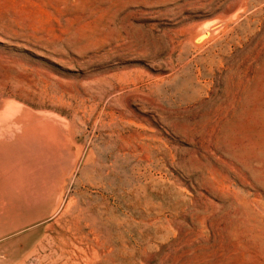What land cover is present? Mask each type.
Wrapping results in <instances>:
<instances>
[{
  "label": "rangeland",
  "instance_id": "374dc122",
  "mask_svg": "<svg viewBox=\"0 0 264 264\" xmlns=\"http://www.w3.org/2000/svg\"><path fill=\"white\" fill-rule=\"evenodd\" d=\"M0 106V264H264V0H0Z\"/></svg>",
  "mask_w": 264,
  "mask_h": 264
},
{
  "label": "bare ground",
  "instance_id": "6f19581e",
  "mask_svg": "<svg viewBox=\"0 0 264 264\" xmlns=\"http://www.w3.org/2000/svg\"><path fill=\"white\" fill-rule=\"evenodd\" d=\"M207 32H208V30L206 31H203V32H200L199 34H196V35H194V40L195 41H198L199 39H203V36H205L206 37V35H207ZM195 33V32H194ZM209 33V32H208ZM206 34V35H205ZM214 37V36H213ZM207 38V37H206ZM205 38V39H206ZM204 39V40H205ZM193 40V41H194ZM196 43V42H195ZM205 43V42H204ZM1 107V106H0ZM23 117V116H22ZM21 117V118H22ZM20 119V118H19ZM16 122V121H15ZM10 123V122H9ZM17 123V122H16ZM21 123V122H20ZM4 124H5V126H4ZM18 124V123H17ZM28 124V123H27ZM25 125V124H24ZM0 126H2V131H5L6 133H7V135H11V132H12V127L10 126V125H7L6 124V122H4L3 120H0ZM28 126V125H27ZM30 128V127H29ZM29 130V129H28ZM27 133H30V132H27ZM27 138V137H26ZM25 138V139H26ZM28 139V138H27ZM1 140V139H0ZM73 141V140H72ZM27 142L29 143V141L27 140ZM10 143V142H9ZM23 143V142H22ZM24 144V143H23ZM75 144V143H74ZM21 145V144H20ZM76 145V144H75ZM23 146V145H22ZM14 147V146H13ZM76 147H78V145H76ZM1 148V147H0ZM2 150H3V148H2ZM79 150V149H78ZM77 150V151H78ZM6 151V150H5ZM82 151V150H81ZM77 153H79V151L77 152ZM81 153V152H80ZM77 156H78V154H77ZM79 157V156H78ZM62 196V195H61ZM79 197V196H78ZM61 198V197H60ZM61 202H62V198H61ZM45 203V202H44ZM60 203V202H59ZM58 208V207H57ZM54 214V213H53Z\"/></svg>",
  "mask_w": 264,
  "mask_h": 264
}]
</instances>
